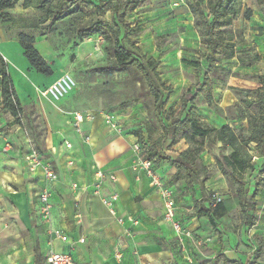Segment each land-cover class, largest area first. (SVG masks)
<instances>
[{
  "label": "rangeland",
  "instance_id": "obj_1",
  "mask_svg": "<svg viewBox=\"0 0 264 264\" xmlns=\"http://www.w3.org/2000/svg\"><path fill=\"white\" fill-rule=\"evenodd\" d=\"M12 1L16 2L14 9L0 12V56L8 58V74L22 112L17 122L4 110L0 92V156L5 160V170L17 177L25 176V154L37 150L45 156L47 140L65 126L63 116L71 121L75 113H90L96 124L97 147L103 149L108 140L120 142L123 148L116 150L117 154L133 158L129 168L140 180L141 174L145 175L139 166L144 143L136 133H143L148 139L143 126L147 124L152 138L167 156L177 158V153L186 150L200 151L194 160L200 182L185 170L173 179L166 162L157 166L158 174L175 190L186 221L195 216L197 204L203 198L222 205L218 212L223 216L217 219V226H211L206 219L202 234L197 236H213L222 241L224 249L230 245V239L224 236L235 235L238 247L247 257L245 263L264 264V227L248 226L249 215L260 222L264 211L260 206L258 215L246 206H258L253 198L255 193L264 199V158L254 144L241 146L251 135V123L264 119V0H241L229 24L217 29L223 53L215 58L209 57L204 43V26L198 24V17L191 12L195 0H121L135 3L125 20L131 27L139 26L140 31L131 38L148 58L161 62L158 72L169 91H164L165 105L160 114L155 112L154 97L139 71L130 68L123 73H107L112 55L103 39H78L79 29L96 21L115 19L114 0H47L43 9L37 2L26 8L24 0ZM21 33L35 38V47L51 65L53 76L30 70L18 42ZM64 74L76 81L73 93L60 102L45 97L43 91ZM189 115L209 134L195 135ZM106 116H111L120 130L107 124ZM178 121L175 131L164 133L163 125L168 127ZM224 127H229L237 137L241 158L250 162L253 170L234 166V148L220 141ZM137 145L140 151H136ZM5 147L10 148L9 153L4 152ZM9 217L16 221V216ZM155 217L162 219L159 212ZM30 223L34 232L30 251L33 253L34 249L40 250L45 238L36 221ZM15 226L18 231L23 227L20 221ZM213 242L211 239L206 245ZM177 243V239L171 242L176 246ZM201 245L200 249L207 247ZM194 251L190 248L197 258H204L198 248ZM127 259L122 261L127 264Z\"/></svg>",
  "mask_w": 264,
  "mask_h": 264
},
{
  "label": "crops",
  "instance_id": "obj_2",
  "mask_svg": "<svg viewBox=\"0 0 264 264\" xmlns=\"http://www.w3.org/2000/svg\"><path fill=\"white\" fill-rule=\"evenodd\" d=\"M4 58L7 64L8 58L6 56ZM63 120L65 126L59 127L55 135H51L47 140L45 156L41 157L52 166L57 175L56 180L49 184L55 226L62 228L72 241L85 240L84 244L77 245L73 252L76 264H125L122 260L118 261L115 258L118 247L123 255L122 259L125 260L129 256L127 264H246L247 257L238 247L239 241L235 235L234 238L229 235L224 236L230 239V245L224 249L222 241L214 239L213 236H205V238L197 236L202 234L205 220L207 219L209 223L210 221L207 217H200L196 214L186 221L182 217V208L179 206L174 189L178 205L177 217L186 229L193 232L194 236L192 241H186L183 248L179 243L177 246L172 245L171 242L177 237L172 226L164 220L163 202L152 188L148 177L141 174L140 180L135 179L134 172L129 168L133 158L129 155L119 156L117 154L116 150H121L123 145L120 142L108 140L107 146L103 149L97 147L98 136L94 133L96 126L94 121L85 123L83 127L84 132L91 137V144L86 145L74 132L73 120L69 121V118L65 116ZM65 142L73 145L71 151L65 148ZM1 145L0 141V147ZM69 160L74 161L72 168L67 165ZM4 162L1 155L0 264H47L46 257L51 246L46 227L40 219L38 200L45 186L43 172L39 170L32 175L25 171V176L17 177L5 170ZM22 167L26 168L25 162ZM96 167L117 176L116 183L106 184L103 195L107 196L111 192H117L120 197L117 203L119 214L138 220L137 226L132 227L131 236H128L125 231L130 225L126 224L124 228L111 220L99 199L94 197L90 185L93 182V171ZM72 184H78L79 190L73 191ZM85 187L90 188L86 191ZM259 188L262 189L263 186ZM255 194L253 195L256 200L254 202L258 204L255 212L259 215L258 209L261 206L262 197ZM158 212L162 219L155 217ZM78 214L82 216L80 221ZM11 215L16 216V221L9 217ZM31 220L36 221L45 238V241L40 244V250L35 251L34 249L33 253L30 252L34 243ZM18 221L23 226L21 231H18L15 226ZM210 225L212 226L211 223ZM255 226L264 227V217L260 222L255 220V225L249 227ZM262 232L264 233V230ZM204 239L207 241L213 239L214 242L212 245H206L207 241L205 242ZM201 244L207 247H201V250L199 248ZM53 247L57 251L67 250V246L58 242H55ZM190 248L193 251L194 248H198L204 258H197L190 252ZM194 252L196 253V250ZM31 256H33L32 260L20 261V258Z\"/></svg>",
  "mask_w": 264,
  "mask_h": 264
},
{
  "label": "trees",
  "instance_id": "obj_3",
  "mask_svg": "<svg viewBox=\"0 0 264 264\" xmlns=\"http://www.w3.org/2000/svg\"><path fill=\"white\" fill-rule=\"evenodd\" d=\"M46 1L24 0V5L28 8L32 3L37 2L40 8L43 9L42 4ZM240 2L241 0H195L191 6V12L198 17V24L203 25L205 28L203 34L205 38L204 43L210 58H215L223 53L222 43H220V39L217 37V29L229 24L231 18L237 14ZM113 4L115 19L112 22L96 21L87 27L79 29L78 39L83 41L90 37L99 36L104 40L106 49L112 55L110 65L106 69L107 73H123L130 68H135L139 71L146 80L151 95L154 97L155 112L160 114L164 110L165 105L164 91H169V87H166L158 72L161 62L152 57L148 58L138 47V42L131 38L140 31L139 26L131 27L125 20L129 15V11L132 10V5L135 3L114 0ZM15 5L16 2L12 0H0V12L14 9ZM18 42L23 50V56L30 66V70H34L45 76L54 75L51 65H49L35 47V38L33 36L21 33L18 36ZM0 92L1 104L4 106V110L10 113L12 117L17 118V122H20L19 116L22 112V107L13 81L8 74L7 64L2 56H0ZM188 120L192 124L195 135L205 136L209 134L208 130L197 125L191 115L188 116ZM179 124L180 122L178 121L168 127L163 125L164 133L175 131ZM251 124V135L249 139L242 141L241 146L254 144L256 152L264 157V119L259 123H256L254 120ZM143 126L149 134L148 139H145L143 133H136L138 140L144 143L143 160L152 162L155 170H157L159 163L166 162L170 166L169 173L173 179H178L180 171L185 170L192 176H195L200 182L199 172L194 161L200 152L199 149L177 153V158L167 156L164 150L159 148L158 141L152 138L151 127L147 124H143ZM226 131H229L230 134L226 135ZM220 133V141L234 148L231 156L234 166H240L241 169L253 170V165L250 162L242 160L241 151L236 145L238 139L231 129L224 127L220 130ZM244 164L245 166H243ZM207 203L208 206L206 205ZM246 206L251 211L255 210V204L251 207L249 205ZM221 208L222 205L220 203L214 205L212 199L203 198L198 202L195 214L200 217H207L212 226H215L217 219L223 216V213L218 212ZM248 225H255V218L252 215L248 216Z\"/></svg>",
  "mask_w": 264,
  "mask_h": 264
},
{
  "label": "built area",
  "instance_id": "obj_4",
  "mask_svg": "<svg viewBox=\"0 0 264 264\" xmlns=\"http://www.w3.org/2000/svg\"><path fill=\"white\" fill-rule=\"evenodd\" d=\"M104 41V40H102ZM77 84L75 79L69 75L64 74L56 79L52 84H50L44 91L43 95L52 99L55 102H60L69 96L76 89ZM94 117L90 113H75L73 116L72 126L73 130L77 136H79L82 142L86 145L91 144V137L84 132L85 123L92 122ZM105 122L109 124L114 130H120V126L115 123L111 116L105 117ZM65 148L71 151L73 145L69 142H65ZM136 151H140L139 146H136ZM10 148L5 147L4 152L9 153ZM139 166L145 173L146 177L149 178L152 188L161 198L164 205V220L169 223L174 232L178 243L183 248L187 240H193V232L186 229L183 222L178 219V205L175 199L174 190L167 185V181L158 174L155 170L152 162L147 160L139 159ZM25 164L27 171L35 175L39 170L43 172L45 186L42 189L41 194L38 196L40 203L39 215L42 224L46 227V232L49 236V243L51 248L46 257L47 264H76L73 257V252L77 245L84 244L85 240L80 239L78 241H72L69 235L59 227L54 224L53 218V202L52 193L49 189V184L56 180L57 175L52 168V166L44 161L37 150H32L28 155L25 156ZM67 165L72 168L74 166V161L69 160ZM116 183L117 177L114 173L102 170L96 167L93 171V182L90 187L93 189L94 197L98 198L101 205L106 209L109 218L120 226L124 227L126 224L130 225L125 229L126 234L131 236L132 227L137 226L138 222L133 217H123L119 214L117 209V203L119 201V194L117 192H111L109 195H103V190L107 183ZM90 187H85L84 190H88ZM78 184H72L71 189L73 191L79 190ZM262 211H264V199L261 205ZM1 212V209H0ZM78 220L82 219L80 214L77 215ZM58 242L62 245L67 246L66 251H57L54 249L53 244ZM122 253L119 247L116 249L115 258L118 261L122 260Z\"/></svg>",
  "mask_w": 264,
  "mask_h": 264
}]
</instances>
